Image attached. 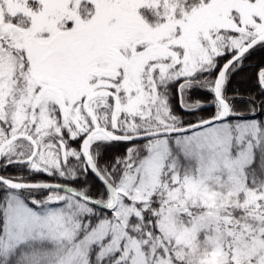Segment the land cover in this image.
<instances>
[{"label": "snow or ice", "instance_id": "snow-or-ice-1", "mask_svg": "<svg viewBox=\"0 0 264 264\" xmlns=\"http://www.w3.org/2000/svg\"><path fill=\"white\" fill-rule=\"evenodd\" d=\"M0 264H264V0H0Z\"/></svg>", "mask_w": 264, "mask_h": 264}]
</instances>
